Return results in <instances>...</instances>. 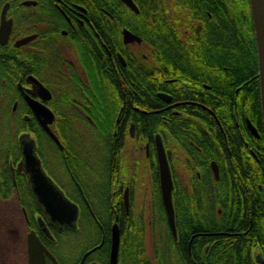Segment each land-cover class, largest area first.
<instances>
[{
	"label": "flooded vegetation",
	"instance_id": "flooded-vegetation-1",
	"mask_svg": "<svg viewBox=\"0 0 264 264\" xmlns=\"http://www.w3.org/2000/svg\"><path fill=\"white\" fill-rule=\"evenodd\" d=\"M5 7L6 20H11L12 28L6 43L0 39V114L4 107L8 113L6 128L0 124V136L6 135L10 141L5 143L0 140V264H32L29 254L31 232L35 233L46 249L43 253L38 251L37 264H41L43 259L45 264H111L115 225L120 230L117 264H125L128 224L144 216L143 210L139 208V185L140 181L144 184V177L139 176V171L130 168L135 164L137 155L145 156L153 169L154 164L158 163L156 149V155L151 150L152 142L138 145V130L144 128V125L136 122L139 113L150 118H163L166 134L161 136L173 175L176 219L178 207L183 212L185 224L189 220V204L194 202H197V210L205 218V225L191 236L180 235L178 229L177 236L172 233L177 243L173 244L170 240L164 255H179V264H226L225 261H219L218 257H231L239 237L231 228V206L235 208V204H231V178L235 168L232 129L239 124L233 123L230 108L223 104L217 107L211 105V92L202 90V87L211 89L207 84H202V87L196 84V94H187L182 91L176 79H167L169 89L164 92V98L157 94L159 102L151 104L152 109L128 105L119 109L117 128L128 130L130 137L136 140L135 157L131 165H128L129 171H122L118 175L114 186L109 189V196H104L96 187L85 189L72 170L79 167L78 160L68 155L61 140L60 144L53 139L52 142L47 139L40 143L38 132L48 133L38 121L27 96L52 110L55 114V122L51 126L54 132L60 121L59 112L64 108L59 96L61 90L68 86L74 91L73 94H85L80 84L88 83L89 70L97 68L96 64H92L94 60H88L92 67L86 60L83 61L80 58L81 52L85 49L91 56L93 48L100 52L106 50L102 40L109 22L121 28L122 40L123 30L128 28L120 23L119 14L116 17L103 7L98 10L93 0H0V29ZM29 36L35 37L25 44H17ZM94 39L101 42L92 44L90 41ZM122 42L132 49L136 44H142ZM15 54H20V58H15ZM116 55L111 65L103 58L100 69L104 73H108V70L116 72L121 83L128 75L134 78L137 60L132 59L134 62L129 65V60L121 53ZM149 64L148 71L154 78L155 60H149ZM32 78L50 91V98L45 99L40 95L44 93ZM127 95H124L125 99ZM129 95L133 101L135 95ZM63 124L70 129L76 125ZM243 128L255 136L248 129L246 118ZM24 134H29L35 140L37 154L47 174L77 205L78 218L74 228H61L53 223L42 210L30 187L26 188L23 184L22 178L27 177L23 171H19L18 165L22 160L20 138ZM257 138H261V133ZM245 142L247 146L250 141ZM76 147L71 145L68 151L74 155ZM215 167L218 169V177ZM158 177L160 182V172ZM147 178L151 182L147 180L144 185H148L147 190L152 194L154 204V190L150 185L155 181V171H147ZM8 179L12 180L14 187L9 186ZM219 183L222 185L214 186ZM246 191L251 198L250 189L246 188ZM233 195L236 197L233 200L238 199V193L233 192ZM126 197L128 206L125 203ZM165 238L168 239L158 237L162 240ZM263 241L249 248L250 263L252 260L253 264H264ZM151 242L158 245L154 236ZM152 251L154 256L160 252L156 249Z\"/></svg>",
	"mask_w": 264,
	"mask_h": 264
},
{
	"label": "trees",
	"instance_id": "trees-1",
	"mask_svg": "<svg viewBox=\"0 0 264 264\" xmlns=\"http://www.w3.org/2000/svg\"><path fill=\"white\" fill-rule=\"evenodd\" d=\"M134 1L139 12L131 10L121 0H93V5L98 10L103 7L116 17L119 14L120 23L139 35L143 41L133 49L128 48L122 42L121 28L110 22L107 24V33L102 40L106 44V50L102 49L100 52L93 48L91 56L85 49L81 52L80 58L86 60L90 67L92 65L88 60H94L93 66L97 65V68L89 70L88 83L80 84L86 96L73 94L74 91L68 86L61 90L62 94L59 96L64 108L59 112L60 121L54 132L66 146L68 155L77 158L79 167L72 170L76 172L81 185L85 189L99 188L104 196H109V189L114 186L118 175L130 168L124 158L129 131L116 126L120 107L128 105L152 109L151 104L159 102L157 94L168 91L166 80L170 78L176 79L182 91L187 94H196V84L199 87L202 84L209 85L211 89L202 87V90L211 92V105L228 106L233 123L239 124L232 129L235 168L231 178V204H235V208L231 206V228L239 237L231 257H218V260L225 261L226 264H253L248 259L249 248L252 249L256 242L264 239V135L258 55L250 0ZM99 41L94 39L90 42L94 44ZM118 52L129 60V65H132L134 59L137 60L134 78L128 75L123 83L117 79L116 72L108 70V73H104L99 66L103 63V58L109 64L113 62ZM132 52L134 55L131 56ZM15 55V58H20V54ZM151 59L156 64L154 78L148 71ZM167 60L170 61L169 64L166 63ZM125 94H128L126 99ZM129 94L135 95L133 101ZM103 100L110 109L103 107L100 103ZM7 114L4 107L0 114V124L4 128L8 122ZM246 116L259 129L260 139L243 128ZM136 122L144 125V128L138 130V145L152 142L151 150L156 155L155 136L166 134L163 118H150L139 113ZM63 123H75L79 126L77 125L78 129H70ZM38 137L40 143L47 139L52 142V138L44 131H39ZM0 140L6 143L7 140L10 141V137L2 135ZM246 140L250 141L247 146ZM71 145L77 146L74 155L68 151ZM135 159L130 170L139 171L140 177L144 174L140 168L141 162H144L146 171H155V181L150 185L155 198L150 232L158 240V245L154 244L155 249L160 252L158 256L148 255L149 224L144 215L128 224L126 237L129 240L125 245L128 249L125 250V264H179V255H164V250L170 246V240L173 244L177 242L172 238L161 196L158 163L154 164L153 169L145 156L137 155ZM7 182L10 187H14L11 179ZM22 182L26 188L29 187L25 177ZM177 184L179 187V179ZM220 185L222 184L214 186ZM246 188L250 189L251 198ZM233 192L238 193V199L233 200ZM0 196L2 197L1 194ZM196 204L197 202L189 204V220L185 224L183 212L177 207L176 222L180 235L191 236L205 225V218L197 210ZM193 206L196 208L195 215L192 214ZM160 236L168 239H158Z\"/></svg>",
	"mask_w": 264,
	"mask_h": 264
},
{
	"label": "water",
	"instance_id": "water-1",
	"mask_svg": "<svg viewBox=\"0 0 264 264\" xmlns=\"http://www.w3.org/2000/svg\"><path fill=\"white\" fill-rule=\"evenodd\" d=\"M131 10L139 12V8L134 0H121ZM30 2H27L29 4ZM253 25L255 31V39L258 55V69L260 78V101L263 119V135H264V0H250ZM6 7L2 13V23L0 29V39L3 43L9 39L12 23L11 20H6ZM35 36H29L18 41V45L25 44L33 39ZM123 40L126 44L142 43V38L131 32L128 29L123 30ZM33 82L37 84L42 93L40 94L45 99L51 97L50 91L37 79L32 78ZM159 96L164 98L165 93H159ZM27 100L31 105L38 121L42 124L48 135L60 144L58 136L53 132L51 126L55 122V114L45 104L32 99L27 96ZM248 129L252 134L259 137L258 128L253 124L251 119L246 116ZM22 160L18 165L19 171H23L27 177L29 187L41 206L47 217L56 225L63 228H74L78 218V208L64 192L57 186L53 179L45 171L40 157L37 154L36 142L29 134H24L20 138ZM155 147L157 152V160L160 172V188L162 200L168 216V223L172 233L177 236L176 216L173 203V189L174 181L170 162L165 149V144L161 134L155 136ZM216 177H218V169L215 167ZM126 206H128V198L125 199ZM120 245V230L117 225L113 228V247L111 255V264H117L118 253ZM46 250L40 243L34 232L29 234V254L32 264H37L39 252L43 253ZM41 264H45L44 259Z\"/></svg>",
	"mask_w": 264,
	"mask_h": 264
},
{
	"label": "rangeland",
	"instance_id": "rangeland-1",
	"mask_svg": "<svg viewBox=\"0 0 264 264\" xmlns=\"http://www.w3.org/2000/svg\"><path fill=\"white\" fill-rule=\"evenodd\" d=\"M85 96H86V94H85ZM100 103L103 105V107L107 106V104H108L104 100L102 102H100ZM107 107L109 108V106H107ZM77 125H75L74 129H78L76 127ZM126 145H127V151H126V154H125L124 158L126 159V164L128 163L127 165H131V162L134 160V157H135L134 150H135L136 143H135V141L132 138L129 137V139L127 140V144ZM141 161H142V158H141ZM176 165H177V168L179 169V164H176ZM140 168H141V171H143V173H144L142 175L144 177L143 180H144V184H145L146 181L148 180V178H147V173H146L147 171L145 169L144 162H141ZM148 182L150 183L151 181L148 180ZM144 184H143V182L140 181V185H139L140 186V204H139V208L143 210L144 215L147 217V221H148V224H149V231H148V233H149L148 234V236H149L148 238L149 239H148V245H147L148 246V248H147L148 255L149 256H154L155 254H154V252L152 250L155 249V244H154V242H151V240L153 239V234L150 232V228L152 227V220H153V218H152L153 199H152V194L150 192H148V190H147V186L148 185H144ZM195 213H196V208L193 206L192 207V214L195 215ZM151 231H152V228H151Z\"/></svg>",
	"mask_w": 264,
	"mask_h": 264
}]
</instances>
